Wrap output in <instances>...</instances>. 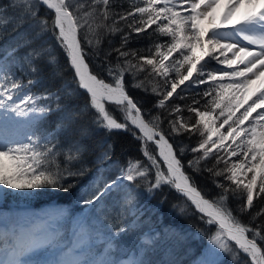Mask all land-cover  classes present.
<instances>
[{
	"label": "snow or ice",
	"instance_id": "snow-or-ice-1",
	"mask_svg": "<svg viewBox=\"0 0 264 264\" xmlns=\"http://www.w3.org/2000/svg\"><path fill=\"white\" fill-rule=\"evenodd\" d=\"M86 3L87 7L85 0H10L8 7L18 10L21 20L32 21L30 27L36 31L0 59V114L9 118V114L27 117L33 130L27 142L0 139V191L7 194L8 189L31 192L51 188L67 192L74 187V184L66 185L64 182L89 171L84 159L87 148L79 139L62 149L58 148V133L78 125V121H84L91 112L90 123L97 129L109 133L113 130L132 132L142 142V152L149 163L144 165L139 160L129 161L126 167L119 169L114 179L105 181L102 187L97 182L91 194L81 195L80 203L92 206L94 210L103 209V197L124 188V182L134 184L138 179L147 182L145 191L149 194L167 185L184 196L201 214V219L217 227L211 240L213 247L207 250L206 258L198 264H219L218 255L221 253H231L234 257L243 254L248 258L245 264H264V222L252 226L264 217V207L255 211L248 223L240 219L241 215L253 209L254 198L264 197V111L257 112V109H264V0H145L146 6L130 13L115 12L112 0H86ZM38 4L44 5L51 13V21L47 15L38 17ZM137 13L140 26L133 31L140 33L155 24L154 31L169 37L168 42L155 43L148 56H137L136 53L121 50L128 42V35L125 34L121 36V49H115L120 57L125 58L123 64H108V80L91 71L86 60L89 52L100 48L103 36L122 31L117 27L119 20H126ZM109 20L111 23H108ZM3 22L10 20L4 21L0 17V23ZM46 33H51L57 43L67 50L76 88L87 93L88 102L67 110L56 131L39 134L38 123L53 111H64L67 105H61L60 101L71 98L74 89L64 88L63 92L56 89L37 96L25 94L16 103L13 95L38 80L30 77L25 85L10 71L9 57L21 47L28 48L16 61V66L21 71L26 67V74L38 77L42 72L38 62L43 60L51 64L54 59L47 44H36ZM34 44L36 46L32 47ZM173 53H178V58L169 60ZM107 55L110 53H105ZM130 55L136 63L128 59ZM165 61L169 63L165 64ZM182 68L186 74L181 73ZM170 70L179 79L171 82L170 90L162 94L157 107L163 108L178 85L186 80H191L193 85L209 84L203 92L204 105L196 107L200 101L194 100L187 107L195 118L190 115L185 120L181 116L169 121L170 135L188 132L189 138L196 134L202 137L195 147L174 148L160 128V117L142 112L139 103L125 88L126 73L133 79L143 71L167 77ZM194 72L197 76L192 80ZM133 86L143 87V81ZM248 95L255 98L244 107L245 96ZM38 100L49 103L38 106ZM108 105L115 108L110 110ZM241 107L243 112L233 120ZM216 109L219 112L214 118ZM174 111L181 112L182 109L176 106ZM117 112L120 113L119 119ZM253 113L256 115L253 116ZM146 115L148 119H145ZM219 117L223 120L217 127L215 119ZM249 120L247 126L241 127ZM224 125H228L226 133L219 131ZM77 131L81 138L87 137L90 133L87 122L78 125ZM229 139L231 143H226ZM149 142L155 145V153L148 151ZM111 147L108 145L97 159H110ZM185 150L201 155L183 162ZM61 152L63 167L57 160ZM210 157L215 160L214 166L201 169V163ZM232 157H237V160H231ZM161 163L164 168H161ZM221 163L223 168L216 167ZM185 168L192 172H209L213 183L221 191L213 198H206ZM153 169L154 178L148 180ZM220 176L228 183L215 179ZM139 195L138 187L125 188L118 213L119 227L113 228L109 223L103 230L95 226L89 230L82 226L78 233H74L70 244L64 242L59 232L42 235L46 230L41 225L33 224L31 228L5 226L0 220V264H148L144 254L155 247L158 234H144L137 250L128 254V259H110L112 253L118 250L117 241L139 227L142 210L135 207ZM229 198L242 202L233 209L228 204ZM125 209H129L127 214L133 217L127 223L124 222ZM93 247H99L100 252L94 255ZM41 253L43 256H40Z\"/></svg>",
	"mask_w": 264,
	"mask_h": 264
},
{
	"label": "trees",
	"instance_id": "trees-1",
	"mask_svg": "<svg viewBox=\"0 0 264 264\" xmlns=\"http://www.w3.org/2000/svg\"><path fill=\"white\" fill-rule=\"evenodd\" d=\"M9 4L10 0H0V17H2L4 21L10 20V22L0 23V59L5 57L10 49L21 44L25 39L32 37L36 31L34 28L30 27V24L33 22L27 19L21 20L19 18V11L8 7ZM144 6H146L145 0H112V8L117 13L134 12L136 8ZM85 7H87L86 0ZM4 9H6V11ZM38 9V17H44L47 15L49 21H51L52 15L44 5L38 4ZM117 20H119V17H117ZM139 20L140 16L138 13L135 16H128L126 20H119L117 27L122 29V31L103 36V42L100 45V48L97 51L89 52V55L86 58L91 71L99 73L103 78L108 80L109 77L106 72L108 64H112L113 66L117 63L123 64L125 58L120 57L115 49H121V36L125 34L128 35V42L121 50L129 53H136L137 56H148L149 50L155 43L164 44L168 42L167 36H162L154 31L156 28L155 24L146 27L145 30L140 33L133 31L135 27L140 26ZM108 23H111V20H109ZM41 43L48 45V51L54 59L51 64L46 63L43 60L38 62L42 68V72L38 77L32 76L31 73L26 74V67L24 71H21L16 66V61L28 51V48L21 47L19 51L9 57V63H11L10 71L15 73V77L25 85H27V81L30 77L38 80L36 84L18 90L13 95V101L19 103V98L25 94L37 96L42 95L45 92L55 91L56 89H61L63 92V89L68 87L73 88L74 91L71 98H65L60 101L61 105H67V108L64 111H53L38 123L39 134L56 131L57 124L67 110L81 107L88 102L87 93L84 90L76 88L74 70L70 65V58L64 48L57 43L51 33H46L40 40L36 41V44ZM36 44L32 45V47H35ZM161 50L164 51L163 48ZM105 53H110V55L105 56ZM128 59L133 58L130 55ZM136 62L137 61L133 59V63ZM186 67L187 66H185V68ZM181 73L186 74L184 68L181 69ZM165 78L166 77L164 76H157L155 73L149 75L147 71H143L133 79L131 75L126 73L124 76V83L128 94L139 103L142 112L160 117V128L165 132L174 148L187 149L195 147L202 137L196 134L189 138L188 132L170 135L171 130L169 129V121L178 119L181 116L185 120H187L190 115L195 118L194 114L187 111V107L192 105L194 100L200 101V104L195 105L196 107L204 105L205 98H203V92L208 88L209 84L192 88V91L185 95L179 93L173 94L172 97L165 101V106L160 108L156 105L162 98V94L168 90V83ZM140 81H143V87L133 86ZM153 88L156 89L155 92L152 91ZM145 89H147V91H145ZM45 103H49V101H37L38 106ZM176 106H180L182 111L175 112L174 109ZM25 107H28V105H25ZM53 107H55L54 102ZM108 107L110 110L115 108L114 105H108ZM214 112H219V109H216ZM170 113L172 114L170 115ZM9 115L11 118H9L8 115L0 114V133L10 135L16 132H25L29 135L31 134L33 129L28 123L29 118L16 117L14 114ZM91 115L92 113L89 112V115L85 117L84 121H78V125L87 122V126L90 128V133L87 137H80L77 131L78 125H73L71 128L61 130L58 133V148L62 149L71 141L77 139L81 140V143L86 146L87 151L84 155V159L87 162L89 171L83 176L72 177L66 180L64 182L66 185H75L67 192L53 190L51 188L31 192H19L8 189L7 194H3V192L0 191V212L5 215H10L8 218L13 221L10 225H17L12 218L17 217L16 215L18 213L24 214L23 216L28 219L29 222L32 214H36L38 210L41 211L43 207L49 204H56L58 199L71 200V197L79 194V192L85 191V188H87L89 184L91 185V182L95 177L106 176L105 180L113 179L114 176L117 175L119 169L121 167H126L129 161L139 160L144 165L149 163L141 151L142 142L136 139L132 132L113 130L109 133L103 129H97L90 123ZM116 116L119 119L120 113L117 112ZM238 116H240V114L236 112V116L233 117V120ZM219 118L223 120V117ZM145 119H148L147 115L145 116ZM108 145L112 146L111 158L99 161L97 158L102 151L107 149ZM147 148L148 151L155 153L156 147L154 144L149 142ZM199 155H201V153H192L185 150L182 161L186 162L191 160L194 156ZM57 160L60 166L63 167V152H61V155ZM214 164V158L210 157L207 160H204L200 167L201 169H204L213 167ZM101 165L105 166L98 169ZM216 167L223 168L224 164L221 163ZM154 171V169L150 171L148 180L154 178ZM185 171L194 177L196 186L206 198H213L221 191L213 183V177L209 172L203 170L200 172H192L187 168H185ZM215 179L223 183H228L223 176L215 177ZM128 185H130V182H124V188L121 189L127 188ZM131 185L138 187V191L147 188L148 186L144 179H138L134 184L131 183ZM100 186L103 185L100 184ZM121 189L107 194L104 197L106 201L102 213L99 209V212L94 214L100 219L105 216L107 217L103 223L104 225H109L110 223L113 228L119 227L117 220L119 219L118 213L120 212V205L122 203V198L120 197ZM241 202L242 201L229 198L228 204L235 209ZM135 204L140 206L138 209H143V211H145V213L140 216L142 220L141 228H153V231L156 230L159 235L155 247L144 254L146 255L145 260L148 264H198L201 259L206 258V252L210 249L208 246L209 234L212 235L213 233L211 232H216L217 227L216 225H209L206 223V220L201 219V214L195 211L190 203L186 201V198L177 190L170 186L163 185L154 194H151L149 198H144L143 195H139ZM110 207H112L114 213L112 210L111 212L108 210ZM261 207H264V197L260 199L254 198L253 209L241 215V221L248 223L254 212ZM72 208L74 209L72 216L77 221L79 220V216L84 214L85 209L82 208V205L76 206L75 204L72 205ZM181 208L184 209L183 212H181ZM130 217V215L125 216L124 222L127 223L128 219L126 220V218ZM25 218L24 220H26ZM261 222H264V217H260L252 226L254 227L255 224ZM165 224L170 228H173L170 229V234L158 230L163 229ZM213 236L214 234L212 237ZM211 239L212 238L210 237V240ZM122 240L123 237L117 241L118 246ZM138 241V239L136 241L133 239L127 247V250L130 248H135V250H137L140 245V242L138 243ZM93 250L94 247L92 252ZM219 256H221L220 259L218 258L219 264H245L248 259L243 254L234 257L231 253H222ZM119 257L120 253L116 250L114 252V258Z\"/></svg>",
	"mask_w": 264,
	"mask_h": 264
},
{
	"label": "rangeland",
	"instance_id": "rangeland-1",
	"mask_svg": "<svg viewBox=\"0 0 264 264\" xmlns=\"http://www.w3.org/2000/svg\"><path fill=\"white\" fill-rule=\"evenodd\" d=\"M168 40H169V37H168ZM64 50L67 53V50L66 49H64ZM178 55H179L178 53H173V55L171 57H169V60H173V59L178 58ZM205 59H207V58H205ZM168 63H169V61H165V64H168ZM216 66L217 67H225V66H219V65H216ZM237 67H243V66L242 65H237ZM197 68H199V65H197ZM196 76H197V73L194 72L193 73V77L191 79L194 80L196 78ZM165 79L167 80V83H168V90H170L171 82L173 80L179 79V77L177 76V74L174 71L170 70L169 73L167 74V77ZM209 83H211V82L209 81ZM203 85H205V84L193 85L191 83V80H186V81H184L183 84L178 85V87L176 89V92H174L173 94H178L179 93V94H184L185 95L186 93L191 92L192 88L201 87ZM253 87L255 88L256 86L254 85ZM230 95H231V93H229V96ZM254 98L255 97L251 96V95L245 96L244 107H247V105L249 103H251V100L254 99ZM225 99L227 100V97ZM243 110H244V108L241 107L239 109V111H237V113L240 114L241 112H243ZM261 110L262 109H257V112H259ZM254 114L255 113H253L252 115L254 116ZM213 117L214 118L216 117V112H213ZM221 121L222 120L220 118H216L215 119V123H216L217 127L219 126ZM229 123H232V121H229ZM249 123H250V120L249 121H245V124L242 125L241 127L247 126ZM227 129H228V125H224L223 127L219 128V131L222 132V133H226ZM28 136H29V134H27L25 132H16V133L10 134V135L9 134L6 135V134H3V133H0V139L8 140V141H15L16 140V141H21V142H27V137ZM213 139H216V136H213ZM226 143H231V140L229 139V141H226ZM237 143H239V139L237 140ZM234 146L235 145H233V147ZM141 151H142V148H141ZM226 159H227V157H226ZM231 160L235 161V160H237V157H232ZM104 166L105 165H101L100 167H98V169L101 168V167H104ZM249 175H251V173H249ZM115 176H114V178H115ZM105 178H106V176H98L97 178L95 177L92 180L91 185L89 184L87 186V188H85L87 191L79 192V194L75 195L74 197H71L70 198L71 200H69V199L68 200H59L58 199V202L56 204H51L49 206L47 205V206L43 207L41 211L38 210L36 212V214H32L31 218L29 219V222H28V219H26L23 216L24 214H22V213H18L16 215L17 217H13L12 219H14V221L17 223V226L22 227V228H31L33 224L41 225L46 230L45 232L42 233V235H48V234H50V233H52L54 231L55 232H59L60 236L63 238V240H64V242L66 244H70L73 241L74 233H78V231L81 229L82 226L84 228H86V229H89V230H91L92 226H95L96 229L103 230L106 227H108V225H104L103 223H104L105 220L97 218L94 215L95 213L99 212V209L98 210H94L93 207L91 206V208L88 209V211H87L88 214H85V219L83 220V222H81V224L79 226L78 225L76 226V222L78 220L76 221V219H74V217L72 216L73 213H74V209L72 208V205L73 204H75L76 206L82 205V208L86 209V207H88V206L80 203L81 195L91 194L92 191H94V185L97 182L99 183V185L100 184L103 185L104 182L107 181V180H105ZM127 183H129V182H127ZM127 187H136V186L131 185V183H130V185H128ZM145 189L146 188H144L142 190H139L138 192H139L140 195H143L144 198H149L151 196V194L147 193L145 191ZM124 195H125V189H121L120 197L122 198ZM102 199H103V202L105 203L106 200L104 199V197ZM135 207L138 209L140 206L135 204ZM100 210H101V213H102V209H100ZM108 210H112V207H110ZM141 210H142V215H143L145 213V211H143V209H141ZM112 211L114 213V210H112ZM129 211H130L129 209H125V213L126 214ZM129 215L130 214H127L126 216H129ZM9 216L10 215H5V214L0 212V220L3 221V224L5 226H8V223L10 221H12L11 219L9 220V218H8ZM83 216H84V214H81L79 216V219L81 217L83 218ZM24 218L27 221H25ZM132 219H133L132 216L130 218H126L127 222H130ZM141 223H142V220L140 218L139 227L130 230L128 234L123 236V240L121 241L120 245L118 246V252L120 253V257L119 258H114V252H115L114 251L112 253L110 259L116 260V261H120V259L127 257L128 254H130L129 253L130 249H132V248H130V249L127 250V247L130 245V243L133 241V239H135V241L137 239L140 240L142 238L143 234L146 231H148L149 229H151V231L153 230V228L142 229L141 228ZM170 229H173V228H170L169 226H167V224H165L163 229H158V230L159 231H164V233L170 234V232H169ZM211 233H213L215 235V232H211ZM212 235L209 234V242H208L209 248L213 247V245L211 243L212 239L210 240V237L212 238ZM134 251H136V250L134 249ZM99 252H100V248L99 247H94L93 254L95 255V254H97ZM221 254H219V255H221ZM219 255H218V258L220 259L221 256H219ZM40 256H43V253H41ZM145 258H146V255H144V259Z\"/></svg>",
	"mask_w": 264,
	"mask_h": 264
},
{
	"label": "bare ground",
	"instance_id": "bare-ground-1",
	"mask_svg": "<svg viewBox=\"0 0 264 264\" xmlns=\"http://www.w3.org/2000/svg\"><path fill=\"white\" fill-rule=\"evenodd\" d=\"M230 55V54H229ZM261 111H264V109H262ZM256 115V113L254 114V116ZM53 204H55V203H53ZM49 205H51V204H49ZM48 205V206H49ZM1 207V206H0ZM149 230H151V229H149ZM149 230L148 231H146L145 233H147V234H151L150 232H149ZM153 231V230H152ZM143 237V236H142ZM138 243H139V241H138ZM137 243V244H138ZM135 248H133L132 250H134ZM126 259H128V256L127 257H125V258H122V259H120V261H122V260H126Z\"/></svg>",
	"mask_w": 264,
	"mask_h": 264
},
{
	"label": "water",
	"instance_id": "water-1",
	"mask_svg": "<svg viewBox=\"0 0 264 264\" xmlns=\"http://www.w3.org/2000/svg\"><path fill=\"white\" fill-rule=\"evenodd\" d=\"M73 70H74V69H73ZM149 232L151 233V234H148V235H150V236H151V235H156V234H157V231H156V230H154V231L149 230ZM144 234H147V233H144ZM144 234H143V236H144ZM142 238H143V237H142ZM142 238H141V239H142ZM141 239H140V240H141ZM131 252H133V251L131 250ZM131 252H130V253H131Z\"/></svg>",
	"mask_w": 264,
	"mask_h": 264
},
{
	"label": "flooded vegetation",
	"instance_id": "flooded-vegetation-1",
	"mask_svg": "<svg viewBox=\"0 0 264 264\" xmlns=\"http://www.w3.org/2000/svg\"><path fill=\"white\" fill-rule=\"evenodd\" d=\"M155 151H156V149H155ZM161 168H164V166L162 165V163H161Z\"/></svg>",
	"mask_w": 264,
	"mask_h": 264
}]
</instances>
